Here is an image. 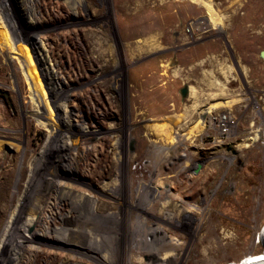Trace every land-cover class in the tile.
<instances>
[{
    "label": "rangeland",
    "instance_id": "374dc122",
    "mask_svg": "<svg viewBox=\"0 0 264 264\" xmlns=\"http://www.w3.org/2000/svg\"><path fill=\"white\" fill-rule=\"evenodd\" d=\"M47 2L0 8V255L38 232L45 264L147 239L170 249L148 264H261L264 0Z\"/></svg>",
    "mask_w": 264,
    "mask_h": 264
},
{
    "label": "bare ground",
    "instance_id": "6f19581e",
    "mask_svg": "<svg viewBox=\"0 0 264 264\" xmlns=\"http://www.w3.org/2000/svg\"><path fill=\"white\" fill-rule=\"evenodd\" d=\"M54 4H56L55 6H62V5H64V4H67V5H70V4H72V2H71V0H66V2L65 1H62V0H60L59 2L57 1V2H55ZM73 5V4H72ZM6 9V8H5ZM32 21H30V22H32L33 23V21H34V19H31ZM166 22V21H165ZM151 25L152 24H145V25H142V26H150L151 27ZM155 27V26H154ZM156 27H159L160 29H165L166 28V25L165 24H163V25H156ZM124 29H126L125 31H127L128 29L125 27ZM138 29V28H137ZM159 29V30H160ZM129 31V30H128ZM128 31H127V33H128ZM140 31H142V30H140ZM132 32H134V31H132ZM151 32V31H150ZM161 32H163V31H161ZM130 33V32H129ZM145 33V32H144ZM152 33H153V31H152ZM141 34V33H140ZM164 35V34H163ZM134 37V36H133ZM132 38V37H131ZM130 38V39H131ZM147 38V37H146ZM143 39V38H142ZM37 40V39H36ZM133 40V39H132ZM139 40V39H138ZM134 41V40H133ZM142 41V40H141ZM131 42V41H130ZM31 44V43H30ZM131 44V43H130ZM33 46V45H32ZM42 52H43V58L46 60L47 58H48V56H47V52L45 51V50H41ZM165 70V69H164ZM162 71V70H161ZM169 71V70H168ZM168 71H167V73H168ZM162 73H164V72H162ZM157 74V73H156ZM154 76V75H153ZM155 77H156V75H155ZM166 78H168L167 76H166ZM169 81V80H168ZM171 81V80H170ZM169 85V84H168ZM172 85V84H171ZM170 85V86H171ZM169 90H171V89H169ZM155 91V90H154ZM162 92V91H161ZM160 92V93H161ZM169 92V91H168ZM171 92L173 93L174 92V90H171ZM137 94V93H136ZM164 94V93H163ZM165 96V95H164ZM126 97V96H125ZM140 97V96H139ZM131 100H132V102L130 103L131 104V107H132V110H133V103H137V101L135 100V98L133 97V94L131 95ZM140 103V102H139ZM138 103V104H139ZM174 105V104H173ZM141 106V105H140ZM140 108V107H139ZM175 111V110H174ZM179 111H181V105L179 104ZM132 117V116H131ZM134 120V119H133ZM83 130V129H82ZM85 131H86V129H85ZM133 144V143H132ZM128 146V145H127ZM129 153V152H128ZM167 155H168V153H167ZM166 155V156H167ZM117 158V157H116ZM167 158V157H166ZM153 160V159H152ZM150 162V161H149ZM148 162V163H149ZM153 162H155V160L153 161ZM153 162L151 161L150 163L151 164H153ZM143 163H145V162H143ZM145 165V164H144ZM156 165V164H155ZM149 166L150 165H145V167H146V171H145V174H144V178H148L149 176L146 174L147 173V169L149 168ZM132 178L135 180H133L132 179V181H133V183H132V186H131V195H133V196H135V194L137 193V191H138V187H140V185L139 184H141V176H138V177H136L135 176V174H134V177L132 176ZM117 180L118 179H116V186H117V188L116 189H119L121 186H120V183H118L117 182ZM130 182V181H129ZM163 181H161V184L163 185ZM156 187H157V184L155 185L154 183H152V185L150 186V187H148L147 189H146V191H148V192H150V193H147V195H149V194H152V196H149L150 198H149V200L150 201H152V203L155 201V196H154V194L156 193ZM164 187V186H163ZM162 187V188H163ZM165 187H167V186H165ZM144 189V188H143ZM158 190V189H157ZM159 191V190H158ZM142 192V191H141ZM140 192V193H141ZM142 194H143V192H142ZM146 194V193H145ZM171 194H170V191H167V190H165V191H163L162 192V197L163 198H165V197H168V196H170ZM130 196V195H129ZM143 197V196H142ZM152 197V198H151ZM145 199V198H144ZM153 199V200H152ZM158 199V198H157ZM159 199H160V197H159ZM58 200V199H57ZM150 201H148L147 202V205H150ZM57 205V204H56ZM59 205V204H58ZM151 206V205H150ZM58 208V207H57ZM57 213H56V212ZM55 211H50V213L48 214V212H47V209H46V211H45V215H43L42 216V220H44L45 221V223H46V225H44V234L45 235H53V233L54 232H56V231H59V226H58V224H57V221H56V217H58V215L60 216L61 215V210L59 209V211H57V210H55ZM55 212V213H54ZM60 213V214H59ZM166 213V212H165ZM155 214V213H154ZM118 216V215H117ZM165 216V215H164ZM129 217V216H128ZM119 219V218H118ZM126 219V218H125ZM54 220V221H53ZM123 220V219H122ZM142 220V219H141ZM165 220V219H164ZM185 220V219H184ZM37 221H39V220H37ZM104 222H106V224H107V226L109 225L110 226V224H109V221L107 220V221H101V223L99 224L100 226H105V223ZM125 222V221H124ZM133 224H132V227L137 223L138 225H140V223L139 222H137V220L135 221V222H132ZM38 224H40V222H37L36 223V226L38 225ZM93 224V223H92ZM126 224V223H125ZM93 226V225H92ZM96 227V226H95ZM111 227V226H110ZM143 227V226H142ZM94 228V227H93ZM125 228V227H124ZM53 229V230H52ZM54 229H56V231H54ZM96 229V228H95ZM99 229V228H98ZM111 229H112V227H111ZM144 229V228H143ZM97 230V229H96ZM104 230V229H103ZM114 231L116 232V231H118L117 229H114ZM113 231V232H114ZM130 231V230H129ZM35 232V230L33 231V233ZM100 232V231H99ZM104 232V231H103ZM114 232V233H115ZM127 232V231H126ZM37 233V235L39 234L38 232H36ZM97 233V232H96ZM111 233V232H110ZM114 233H112L113 235H114ZM145 233V232H144ZM147 233V232H146ZM145 233V234H146ZM98 234H100V233H98ZM104 234H106V232H104ZM37 235H33V236H30L31 238L32 237H37ZM96 235V234H95ZM110 235V234H109ZM120 235V234H119ZM151 235V234H150ZM27 236V235H26ZM24 237V239L25 238H27V240L29 241V240H31V239H29V235L27 236V237ZM98 236V235H97ZM115 236H116V233H115ZM130 236V235H129ZM94 237V236H93ZM99 237V236H98ZM110 237V236H109ZM108 237V238H109ZM118 237V236H117ZM115 238L116 240H115V242L112 244L113 245V247L112 246H110L111 247V249H110V251H111V254H112V256H113V254L117 251L116 250V247H117V245H118V242H120L121 240V238ZM152 237V236H151ZM19 238V237H18ZM100 238V237H99ZM130 238V237H129ZM147 238V237H146ZM104 239H106V237L104 238ZM124 240H125V237L123 238ZM123 239H122V241H123ZM154 239V238H153ZM153 239H151V240H153ZM98 240V239H97ZM97 240H95L94 242H98ZM130 240H132V239H130ZM100 241V240H99ZM105 241H107V240H105ZM134 241V240H133ZM155 241V240H154ZM256 241H258L261 245H262V247H263V249H264V227L259 231V233L257 234V239H256ZM112 242V241H111ZM149 242V240L147 239V240H141L139 243L138 242H136V241H134V244H133V242H132V245H131V247L132 248H130V250H129V252H128V250H126L125 252H123L122 253V255H121V257L123 258V259H125V257H127L129 260H132V262L134 261L135 262V264H145V263H149V261L151 260V259H153V258H151V257H153V256H156L157 254H160V255H162V259H170V249L167 247V246H164V247H162L161 248V246H160V248L159 247H156L155 246V248H148L149 250L148 251H145V250H147V247H145V249H138V247H139V245H137V243L138 244H141V243H145V244H147ZM168 242V241H167ZM166 242V243H167ZM107 243V242H106ZM14 244H15V241H14ZM24 246L26 245V243L24 242V243H22ZM22 244H20V245H18L19 247H20V249H22ZM99 244V243H98ZM97 244V245H98ZM104 244V243H103ZM125 244V243H124ZM107 245V244H106ZM15 246V248H16V246L17 245H14ZM17 246V247H18ZM94 246H96L95 244H94ZM101 246H102V244H101ZM143 247V246H142ZM149 247V246H148ZM51 248V247H50ZM118 248V247H117ZM99 249V248H98ZM101 249V248H100ZM45 250V249H44ZM101 250H103V249H101ZM104 251H106L105 253H109V250H104ZM127 252V253H126ZM39 254V253H38ZM121 254V253H120ZM61 257H62V255H61ZM65 257H68V256H65ZM155 258H157V257H155ZM75 259H76V257H72V261H75ZM163 261V260H162ZM169 261V260H168ZM235 262V261H234ZM163 263V262H162ZM161 263V264H162ZM165 263V262H164ZM163 263V264H164ZM159 264V263H158ZM166 264H168V263H166ZM261 264H264V253H263V256H262V262H261Z\"/></svg>",
    "mask_w": 264,
    "mask_h": 264
},
{
    "label": "built area",
    "instance_id": "2783aa9c",
    "mask_svg": "<svg viewBox=\"0 0 264 264\" xmlns=\"http://www.w3.org/2000/svg\"><path fill=\"white\" fill-rule=\"evenodd\" d=\"M47 1H50V3H55L57 1L59 2L60 0H0V8H47V4L49 3ZM71 135V140L76 139ZM74 142L78 141L76 140ZM31 231H33V229ZM28 235L29 239L31 240L28 241L27 238H25L24 242L26 245L24 246L22 244V249H20L19 246H16L15 248L14 239L12 238L10 242L11 244L8 245L7 249L5 248L3 254L0 255V264H45V262H37L34 259V252L41 251L43 245L37 244L38 242L35 241L36 237L31 238L30 236L33 235H30V233Z\"/></svg>",
    "mask_w": 264,
    "mask_h": 264
},
{
    "label": "water",
    "instance_id": "95a60500",
    "mask_svg": "<svg viewBox=\"0 0 264 264\" xmlns=\"http://www.w3.org/2000/svg\"><path fill=\"white\" fill-rule=\"evenodd\" d=\"M261 57L264 59V51L261 53ZM188 94V88L185 87L181 90V95L183 98H185ZM206 116H203V120L205 119Z\"/></svg>",
    "mask_w": 264,
    "mask_h": 264
},
{
    "label": "flooded vegetation",
    "instance_id": "af4514ba",
    "mask_svg": "<svg viewBox=\"0 0 264 264\" xmlns=\"http://www.w3.org/2000/svg\"><path fill=\"white\" fill-rule=\"evenodd\" d=\"M145 264H147V263H145Z\"/></svg>",
    "mask_w": 264,
    "mask_h": 264
}]
</instances>
